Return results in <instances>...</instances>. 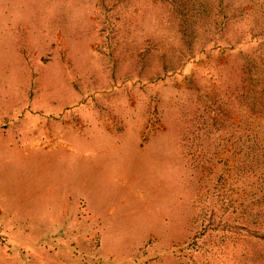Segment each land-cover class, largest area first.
<instances>
[{
    "label": "rangeland",
    "instance_id": "obj_1",
    "mask_svg": "<svg viewBox=\"0 0 264 264\" xmlns=\"http://www.w3.org/2000/svg\"><path fill=\"white\" fill-rule=\"evenodd\" d=\"M264 0H0V264H264Z\"/></svg>",
    "mask_w": 264,
    "mask_h": 264
},
{
    "label": "trees",
    "instance_id": "obj_2",
    "mask_svg": "<svg viewBox=\"0 0 264 264\" xmlns=\"http://www.w3.org/2000/svg\"><path fill=\"white\" fill-rule=\"evenodd\" d=\"M251 7H252V11H254V10H253L254 8H258V9H260V8L264 7V5L258 6L257 4H252Z\"/></svg>",
    "mask_w": 264,
    "mask_h": 264
}]
</instances>
